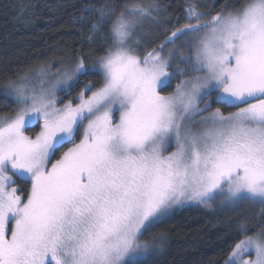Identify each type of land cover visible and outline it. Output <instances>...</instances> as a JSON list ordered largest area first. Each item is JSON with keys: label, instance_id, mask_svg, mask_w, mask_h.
Instances as JSON below:
<instances>
[{"label": "snow or ice", "instance_id": "obj_1", "mask_svg": "<svg viewBox=\"0 0 264 264\" xmlns=\"http://www.w3.org/2000/svg\"><path fill=\"white\" fill-rule=\"evenodd\" d=\"M161 7L98 10L89 39L104 55L3 85L16 107L0 116V264H151L166 238L143 236L217 199L261 208L224 264H264V0H184V23L147 50ZM81 79L75 101L59 100Z\"/></svg>", "mask_w": 264, "mask_h": 264}, {"label": "trees", "instance_id": "obj_2", "mask_svg": "<svg viewBox=\"0 0 264 264\" xmlns=\"http://www.w3.org/2000/svg\"><path fill=\"white\" fill-rule=\"evenodd\" d=\"M129 0H0V94L9 80L19 81L32 70L43 66H72L78 55H87L95 60L104 55L99 51L101 40L93 36L92 25L96 23L98 10L109 6L119 10ZM150 3L152 0H139ZM162 7L161 16L155 23L144 25L142 41L145 49L151 50L162 42L168 29L176 19L183 24L184 0H156ZM246 0H197L209 8L220 11L223 4L239 5ZM98 14V13H97ZM94 38L96 40H94ZM98 84L100 78L92 77ZM80 83L69 89L66 99L76 100L83 85ZM174 82L168 92L175 87ZM167 94V93H165ZM0 98V116L11 114L15 104L3 107ZM225 111H232L226 109ZM38 131L33 127L29 134ZM19 187L27 186L21 184ZM258 206V205H257ZM255 209V207H253ZM248 212L245 205L235 210L191 204L180 207L166 216L158 227L143 236L142 242H150L153 237L164 236L166 244L158 252L151 264H224L230 247L235 241L231 237L241 223L257 222L261 209ZM243 218V219H242Z\"/></svg>", "mask_w": 264, "mask_h": 264}, {"label": "rangeland", "instance_id": "obj_3", "mask_svg": "<svg viewBox=\"0 0 264 264\" xmlns=\"http://www.w3.org/2000/svg\"><path fill=\"white\" fill-rule=\"evenodd\" d=\"M97 13H98V11H97ZM97 13H95L97 16H98V14ZM95 38H97L96 36H95ZM94 38V40H96ZM97 40H99L98 38H97ZM103 43V42H102ZM74 66V64L72 65V66H70V67H73ZM49 66H43V67H40V68H36V69H34V70H32L31 71V73H28L27 75H25V76H27L28 78H30V79H32L33 81H35V76H34V73H36V72H38L41 68H48ZM52 67V71L53 72H55L58 68H56L55 66H51ZM64 67H66V68H70V67H68V66H64ZM61 70H63V68H60ZM25 76H23L21 79H23ZM20 79V80H21ZM73 85V81L72 80H68L67 82H66V84H64V85H61V89L60 90H58V92H57V96H58V98H59V100H62V101H64V102H67V99H66V93H69L68 91H69V89H70V87ZM64 89H67V91H65ZM75 101V100H74ZM224 111V114L225 115H227L228 114V111H225V110H223ZM205 115H207V113H205ZM39 130V129H38ZM212 203H216L217 204V206L218 207H225V208H231L229 205H227L226 203H223L220 199H217V200H215V201H213ZM191 204H198V203H195V202H191V203H186V204H184L183 206H186V205H191ZM242 205H245L246 207H247V209H248V212H250L252 209H253V207H255V209H253V211H257V210H260L261 208H260V205H258V204H252V203H247V202H245L244 204H242ZM241 205V206H242ZM258 205V206H257ZM183 206H178V207H176V208H174L173 210H172V212L174 211V210H176V209H178V208H180V207H183Z\"/></svg>", "mask_w": 264, "mask_h": 264}]
</instances>
